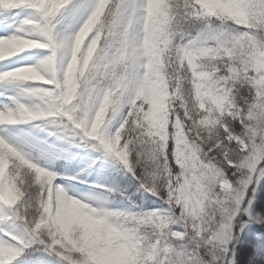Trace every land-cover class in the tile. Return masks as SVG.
<instances>
[{"label": "clouds", "instance_id": "9594fccd", "mask_svg": "<svg viewBox=\"0 0 264 264\" xmlns=\"http://www.w3.org/2000/svg\"><path fill=\"white\" fill-rule=\"evenodd\" d=\"M0 29V264H264V0H0Z\"/></svg>", "mask_w": 264, "mask_h": 264}, {"label": "rangeland", "instance_id": "374dc122", "mask_svg": "<svg viewBox=\"0 0 264 264\" xmlns=\"http://www.w3.org/2000/svg\"><path fill=\"white\" fill-rule=\"evenodd\" d=\"M25 62L24 60H13L12 64H18V63H23Z\"/></svg>", "mask_w": 264, "mask_h": 264}, {"label": "bare ground", "instance_id": "6f19581e", "mask_svg": "<svg viewBox=\"0 0 264 264\" xmlns=\"http://www.w3.org/2000/svg\"><path fill=\"white\" fill-rule=\"evenodd\" d=\"M4 34V32H3V30L2 29H0V35H3ZM3 97H0V99H2Z\"/></svg>", "mask_w": 264, "mask_h": 264}]
</instances>
